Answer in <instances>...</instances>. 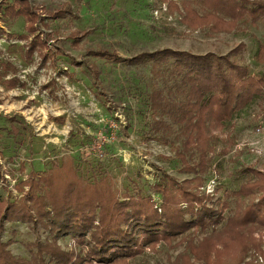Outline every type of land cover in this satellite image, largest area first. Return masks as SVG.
Wrapping results in <instances>:
<instances>
[{
  "label": "rangeland",
  "instance_id": "rangeland-1",
  "mask_svg": "<svg viewBox=\"0 0 264 264\" xmlns=\"http://www.w3.org/2000/svg\"><path fill=\"white\" fill-rule=\"evenodd\" d=\"M27 1L40 13L61 14L40 23L38 34L48 48L29 57L31 39L19 38L27 34L26 18L4 15L14 0H0V195L9 199L21 197L15 187L31 173L69 161L86 178L107 173L119 196L151 195L156 208L162 201L153 187L162 172L179 183L194 177L176 155V135L166 141L151 129L147 104L155 83L149 66L116 63L94 52L106 50L124 60L163 50L227 56L243 45L231 58L248 66L252 75L264 76V62L255 61L258 42L264 45V18L211 34L190 26L181 8L172 11L160 0ZM41 53L49 57L43 59ZM12 79L20 85L8 89ZM215 135L203 190L215 195L217 203L248 181V168L264 171V100L237 112ZM235 207L231 198L226 219ZM206 232L192 229L171 245L146 248L128 264H188L182 256L189 243L198 244ZM255 237L262 252L252 250L246 262L264 264V229ZM47 238L41 227L6 223L1 240L11 242L9 251L16 258L30 259L28 246ZM58 245L64 251H88L71 236L60 238Z\"/></svg>",
  "mask_w": 264,
  "mask_h": 264
},
{
  "label": "trees",
  "instance_id": "trees-1",
  "mask_svg": "<svg viewBox=\"0 0 264 264\" xmlns=\"http://www.w3.org/2000/svg\"><path fill=\"white\" fill-rule=\"evenodd\" d=\"M160 2L172 11L181 8L185 22L211 34L232 32L241 21L255 24L264 18V0ZM57 14L61 12L40 13L27 0H14L4 9V15L26 18L27 34L19 38L31 39L29 57L38 49L48 48L38 34L39 26ZM74 39L78 42V34ZM257 45L255 61L263 63L264 45ZM241 47L227 56L163 50L127 60L106 50L94 52V56L116 63L149 66L155 83L147 104L152 114L151 129L166 141L176 135L180 144L176 155L185 172L194 177L179 183L162 172L153 187L162 201L156 208L151 195L119 196L107 173L86 178L70 161L53 164L39 174L33 172L17 183L20 198L0 195V264H128L146 248L171 245L192 229L207 232L198 244L189 243L182 256L188 264L192 259L195 264H251L246 262L249 253L262 252L255 234L264 229V171L248 168V181L217 203L215 195L203 190L210 155L218 140L215 134L223 132L237 112L264 100V76L252 75L248 66L231 58ZM42 56L49 57L47 53ZM18 85L17 79L7 83L8 89ZM231 198L236 199V207L226 219ZM6 223L41 227L48 238L28 246L30 259L16 258L9 251L11 242L1 240ZM66 236L86 245L88 251H64L58 240Z\"/></svg>",
  "mask_w": 264,
  "mask_h": 264
}]
</instances>
